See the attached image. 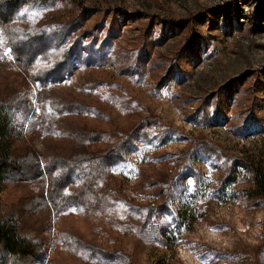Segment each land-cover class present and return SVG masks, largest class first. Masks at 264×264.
Segmentation results:
<instances>
[{"label": "rangeland", "instance_id": "1", "mask_svg": "<svg viewBox=\"0 0 264 264\" xmlns=\"http://www.w3.org/2000/svg\"><path fill=\"white\" fill-rule=\"evenodd\" d=\"M0 106L27 264H264V0H0Z\"/></svg>", "mask_w": 264, "mask_h": 264}, {"label": "trees", "instance_id": "2", "mask_svg": "<svg viewBox=\"0 0 264 264\" xmlns=\"http://www.w3.org/2000/svg\"><path fill=\"white\" fill-rule=\"evenodd\" d=\"M0 106V111L5 110ZM10 130L3 121H0V196L5 185L12 183L21 169L11 159L10 143L6 136ZM263 178H256L259 186H264ZM12 216L0 214V260L9 264H27L39 251L33 239L21 234L17 225L12 224Z\"/></svg>", "mask_w": 264, "mask_h": 264}, {"label": "bare ground", "instance_id": "3", "mask_svg": "<svg viewBox=\"0 0 264 264\" xmlns=\"http://www.w3.org/2000/svg\"><path fill=\"white\" fill-rule=\"evenodd\" d=\"M97 203H98V201H97ZM95 206V205H94Z\"/></svg>", "mask_w": 264, "mask_h": 264}]
</instances>
